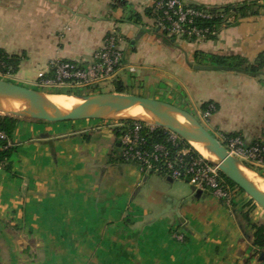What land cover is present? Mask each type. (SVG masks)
<instances>
[{
	"label": "crops",
	"instance_id": "crops-1",
	"mask_svg": "<svg viewBox=\"0 0 264 264\" xmlns=\"http://www.w3.org/2000/svg\"><path fill=\"white\" fill-rule=\"evenodd\" d=\"M183 1L211 8L249 0ZM153 2L0 0V50L22 57L13 82L34 85L53 59L87 64L114 32L121 67L100 93H117L119 82L125 94L192 114L212 103L209 132L259 139L264 67L258 76L219 70L210 56L253 63L264 51V15L243 17L207 40L172 39L147 13ZM17 118L12 172L0 165V264H264L241 215L250 203L241 190L230 206L207 192L142 190L153 174L117 160L118 138L105 122Z\"/></svg>",
	"mask_w": 264,
	"mask_h": 264
},
{
	"label": "built area",
	"instance_id": "built-area-1",
	"mask_svg": "<svg viewBox=\"0 0 264 264\" xmlns=\"http://www.w3.org/2000/svg\"><path fill=\"white\" fill-rule=\"evenodd\" d=\"M151 8L155 27L169 36L203 41L218 34V30L214 28L194 24L195 19L211 18V13L183 0H154ZM259 14L264 15V9ZM227 19L233 21L234 17L229 16ZM118 40L114 32L106 34L102 47L93 53L87 64L67 59L49 61L47 68L37 73L34 85L51 91L84 90L100 93V89L112 82L121 67L122 52L118 47ZM214 111L215 106L208 103L199 112L198 120L205 126ZM105 123L117 134L120 157L128 163L136 164L141 173L186 182L194 191L212 194L228 206L240 191L236 184L225 179L216 165L197 153L176 133L164 128L167 135L163 140L148 141L147 135L157 126L141 121L128 123L105 120ZM210 133L229 154L249 167L264 169V126L262 136L250 143L240 134ZM3 139H6V135L0 130V140ZM172 235L178 241L184 240V234L177 228L172 229Z\"/></svg>",
	"mask_w": 264,
	"mask_h": 264
},
{
	"label": "water",
	"instance_id": "water-1",
	"mask_svg": "<svg viewBox=\"0 0 264 264\" xmlns=\"http://www.w3.org/2000/svg\"><path fill=\"white\" fill-rule=\"evenodd\" d=\"M48 94L52 93H45L44 91L28 88L10 80L0 78V100L19 101L30 105L28 110L2 113L5 115L47 122L96 119L107 121H141L148 123L137 116L123 114L124 111L136 107L148 110L157 119V123L153 125L176 133L190 145L192 143L202 144L207 152L216 157V160L205 158L216 165L225 177L236 184L254 202L264 209V194L244 175L241 168H246L253 172L254 170L229 154L194 114L189 111L158 99L135 94L112 92L77 96L82 99V102L70 109H64L52 102L47 97ZM179 117L184 120L181 121ZM196 151L201 154L198 150ZM199 193V191L196 192V194ZM169 211L179 217V213L175 208H167L163 210V213ZM259 258L264 260V254H260Z\"/></svg>",
	"mask_w": 264,
	"mask_h": 264
},
{
	"label": "trees",
	"instance_id": "trees-1",
	"mask_svg": "<svg viewBox=\"0 0 264 264\" xmlns=\"http://www.w3.org/2000/svg\"><path fill=\"white\" fill-rule=\"evenodd\" d=\"M196 7L206 10L208 13H211L212 16L211 18L206 19H195L194 24L196 26H208L210 28L219 30L222 26L235 24L239 19L243 17L250 15H258L260 11L264 9V3H261L259 0H249L234 4H227L221 7ZM147 13L154 16L151 7L147 10ZM229 16H233L234 20L229 21L227 19ZM170 37L172 39H176L175 36ZM213 37L214 36H212L211 38ZM21 59V56L8 55L4 51L0 50V72L3 74H14L18 69V65ZM210 61L214 64V67L219 70L241 72L250 76H258L261 73L262 68L264 67V51L257 56L253 63H250L246 58L241 55H211ZM115 91L117 93L125 92L123 86L119 82H115ZM76 93L77 91H74L70 92L69 94L79 96ZM207 104L208 103H204L201 108L205 109ZM17 121L18 118L15 116L0 114V130L6 135V139L0 140V165H2L7 172H12V167L9 159L16 148L13 142L11 141V138L15 130ZM126 122L129 123L131 121ZM166 135L167 131L160 126H157L155 127L153 132L147 135V138L148 141H159L163 140ZM8 141L10 143L9 145ZM117 160L121 162H126L120 157L119 154L117 156ZM225 179L229 183L234 184L227 177H225ZM241 215L243 221L246 223V226L251 231V243L255 248V253L264 254V224L251 220L246 210Z\"/></svg>",
	"mask_w": 264,
	"mask_h": 264
},
{
	"label": "bare ground",
	"instance_id": "bare-ground-1",
	"mask_svg": "<svg viewBox=\"0 0 264 264\" xmlns=\"http://www.w3.org/2000/svg\"><path fill=\"white\" fill-rule=\"evenodd\" d=\"M52 102H54L56 105H58L61 108L64 109H70L73 106L79 104L82 102V99L72 95V94H48L47 96ZM30 108V105L21 103L19 101H9V100H0V112H22L25 110H28ZM124 115H130V116H137L138 118L143 119L144 121L150 123V124H156L157 119L155 115L148 111L141 109L140 107H136L134 109L124 111ZM181 121L184 119L179 117ZM192 146L198 150L204 157L208 158L211 157V160H216V157L202 146V144L199 143H192ZM210 159V158H209ZM244 175L251 181L253 184L264 194V178L256 174L255 172L248 170L246 168H241Z\"/></svg>",
	"mask_w": 264,
	"mask_h": 264
},
{
	"label": "rangeland",
	"instance_id": "rangeland-1",
	"mask_svg": "<svg viewBox=\"0 0 264 264\" xmlns=\"http://www.w3.org/2000/svg\"><path fill=\"white\" fill-rule=\"evenodd\" d=\"M220 29H221V27H220ZM11 75L12 74H3L0 72V78L5 79V80H10L13 82V80H15V79ZM27 86H28V88L32 87V89L41 90V91H44L45 93H52V94H57L58 92H63L62 94H69L70 93V92L68 93L67 91H63V90L51 91L48 89L38 88L35 85H27ZM101 91H103V90L100 89V92ZM95 93H99V91L98 92H88V91H84V90H79V91H77L76 94L81 96V95H89V94H95ZM0 114H2V113L0 112ZM194 116L198 119V114H194ZM92 120H96V119H92ZM100 121L105 122V120H100ZM151 125H153V124H151ZM208 158L211 159V157H208ZM252 169L254 170V172H256V174H258L264 178V169H260V168H256V167H253ZM149 189L150 190L153 189V190H157V191H158V189H162L163 191H167V193H169V194H176V195L185 196V197H191L193 194L192 187H190L186 182L179 181V180L168 181L165 178L159 177L157 174L150 175L149 177L146 178L145 182L143 183L142 190H149ZM243 193H244L245 198H249V202H250L249 204L250 205L248 204L246 206L247 207L246 212L248 213L250 219L255 221V222L263 223V221H264V219H263L264 218V209L262 207H260L256 202H254L245 192H243ZM251 200H252V202H251Z\"/></svg>",
	"mask_w": 264,
	"mask_h": 264
}]
</instances>
